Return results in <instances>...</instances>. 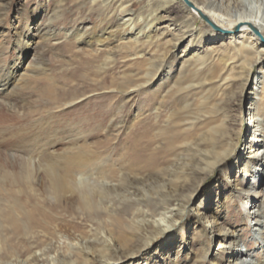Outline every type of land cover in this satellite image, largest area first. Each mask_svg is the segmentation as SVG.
Here are the masks:
<instances>
[{
	"label": "rangeland",
	"instance_id": "1",
	"mask_svg": "<svg viewBox=\"0 0 264 264\" xmlns=\"http://www.w3.org/2000/svg\"><path fill=\"white\" fill-rule=\"evenodd\" d=\"M142 3L135 2L133 8L141 7ZM244 4L249 10H255L257 5L255 0H244ZM233 9L234 14L238 12L235 7ZM58 10L61 14L57 17ZM153 10V13H156L160 11V8L155 5ZM3 13L0 19V51H2L0 52V68H5L4 72L19 57L18 50L15 48L16 32L22 30L28 33L29 30V38L33 42L30 43L31 47L22 59V68L14 78L15 80L0 93V114L5 116L0 120V147L13 144L20 146L23 150L21 152L30 153L38 148H41L38 150L50 149L51 143L56 142L53 148L60 152L74 144H86L87 147L82 148L83 152L87 151L86 156H104L107 168L121 171L120 168L123 167L127 173L141 177H165L172 169L177 168L181 171L185 168L186 171H191L205 167V163H199L203 157L201 152L197 155L194 151H187L184 144L186 141L200 139L202 135L207 136V130H211L209 129L211 122H215L213 127L219 123L211 117L212 104L217 102L221 95L223 98H231L226 103L227 106H233L235 110L242 106L243 113H240L238 121L242 130L237 138L236 150L229 158V167L226 170L218 168L206 178L200 191L194 193V200L189 202V214H186L184 221L173 234L174 241L168 236H161L162 246L158 252L152 254L156 257L158 264H163V259L167 256L176 260L171 264H211L214 255L226 254L229 244L219 247L217 242L213 241L212 225L207 220H203V226H199L204 232L195 228L196 221L201 217L198 212L208 211V209L211 214L216 211L221 221H226L231 229L237 230L241 236L239 248L243 250L258 248L260 240L255 238L261 235L264 228V214H260L263 224L257 229L254 228L257 226L254 221L255 215L264 211L263 191L252 197L248 206L245 196L237 194L234 199L229 197L225 200V198L226 195L234 192L238 174L240 175L239 188L242 186L245 189L250 188L253 178L247 176L245 181L242 180L243 176L239 172L241 167L237 166H243L241 165L245 159L243 155L247 156L244 144L247 141V132L253 124L250 111L257 112L259 117V113L264 110V99L260 97L263 85L260 82L263 75L260 66L254 68L244 91L237 80L218 88L220 82L214 77V71L209 68L213 66L217 57L212 56L207 65L196 69L193 62L192 64L184 63L187 57L185 54L191 52L190 49H185L186 43H184L174 53L175 60L171 58L167 61V64L162 67L163 73L159 72L153 83L138 89H129L132 95L127 94L128 98L124 99L120 89H126L130 82H141L145 78L151 61L156 62L162 52L171 47L168 40L172 39V36L169 34L160 36L162 31L160 30L155 33L154 42L147 44L144 34L145 32L151 34V32L149 28H145L140 34L141 40L137 47H131L128 42L132 33L130 27L126 31L113 33V28L118 24L114 13L108 12V14L101 4H91L87 0H8ZM50 16L57 17L51 24L48 21ZM197 22V26L202 25L201 19ZM143 23L144 20L140 21V24ZM158 24L162 28L166 25L164 22H158ZM49 25L56 34L50 39L40 38L38 30H41L42 34ZM81 26L86 28L89 36L105 33V36L113 35V39L108 41L107 48L99 45L100 47L94 51V48L88 44H79L71 35L74 29ZM65 34H68V37ZM92 40L95 42L94 38ZM211 46L212 44L206 42L200 51L206 53ZM184 49L186 53L183 52ZM107 52H113L115 56L113 60L105 64ZM37 57L40 59L39 62ZM183 63L184 68L181 66ZM31 64H35V69L29 71L27 68H31ZM169 66H171V72L169 76H166L168 80L160 86L161 79ZM4 79L3 77L2 80ZM192 79L195 83L193 87L177 91L179 83L183 85ZM66 96L78 99L72 105L64 107H56L51 102L54 97L63 100ZM159 106L162 108L160 112L157 111ZM14 111L16 113L23 111V116H19L20 114ZM170 113L173 118L166 123ZM198 119L200 121L196 125H190L193 120L197 122ZM259 121L264 123V116L259 117ZM101 137H104L107 142L104 141L103 146L95 144V140ZM204 153L206 154V150L203 151ZM70 163L72 161L64 162L65 172L71 173L76 169ZM202 176L203 174L195 173L187 182L190 185H183L182 181L175 178L176 185L173 187L187 194L189 188H192ZM260 183L257 186L258 190L264 187V176ZM210 185L212 189L218 187V192H215L216 189L212 190L204 209L201 207L197 211L204 191ZM68 196L70 194H67ZM161 199L162 194L153 195L152 199L148 198L149 201L143 204L144 210L154 209L157 201ZM49 200L46 206L53 216L57 217H55V223H58L56 224L58 228L53 234L54 240L50 239L51 236L47 238L43 236L42 239L45 240L42 241L43 244L50 247L53 241L55 245L52 246L51 253H61L66 251L64 237V240L59 242L61 235L68 236L71 240L81 236L88 239L90 247L96 251V253H89L92 261L99 259L97 255L103 247L101 239L103 226L97 219L92 221L87 217L89 212L97 214L98 208L85 210L72 203L73 210L68 209V211L59 208L55 200L51 198ZM115 201L117 203V199ZM128 204L129 202L118 204L115 213L123 215ZM254 205L252 210L255 214L253 212L249 214L250 207ZM99 214L100 218L106 216L104 211H100ZM142 227L149 228L145 224ZM132 230L137 233L135 229ZM133 231H127L126 234L132 235ZM125 235L114 233L113 246L116 248L121 246L122 238H126ZM139 236L137 235L136 238ZM23 240L20 239L19 243L24 242ZM180 242L183 247L178 252ZM35 243L37 242L34 241ZM257 256L262 258L261 254ZM22 257L25 258L24 255ZM82 258L83 255H80L78 262L83 261ZM66 262L61 264H67ZM38 264H47V262L41 258ZM116 264H130V260L119 259ZM140 264L148 263L141 259Z\"/></svg>",
	"mask_w": 264,
	"mask_h": 264
},
{
	"label": "bare ground",
	"instance_id": "2",
	"mask_svg": "<svg viewBox=\"0 0 264 264\" xmlns=\"http://www.w3.org/2000/svg\"><path fill=\"white\" fill-rule=\"evenodd\" d=\"M87 1L91 4H101L107 13H114L118 24L113 28V33L126 31L130 27L132 33H130L128 42L131 47H137L141 40L140 34L145 28H149L151 32V34L147 32L144 34L147 44L154 42L155 33L160 30H162L160 36L166 34L172 36V39L168 40L171 47L162 52L156 62L151 61L145 78L141 82H130L126 89H120L124 99L128 98L127 94L132 95L129 89H138L143 85L153 83L156 75L159 72L163 73L162 67L167 64L169 59H174V53L184 43H186L185 49L193 51V54L191 52L187 54L185 49L183 50L187 56L184 63L192 64L193 62L196 69L207 65L212 56L217 57L213 66L209 68L214 71V77L220 82L218 88L237 80L238 85L244 91L254 68L260 66V71L263 73L262 81H260L263 84L260 97L264 99V0H255L257 4L255 10H249L244 4V0ZM135 2H143V5L139 4L141 7L135 9V7L133 8ZM7 4L8 0H0V19L4 15L3 12ZM155 5L160 8V11L153 13ZM233 7L238 9L235 14L232 11ZM60 14L58 10L57 17ZM57 17H48L49 24ZM198 19L202 21L200 26H197ZM142 20L144 23L140 24ZM158 22L166 23L165 27L159 26ZM40 32L41 30L37 32L40 34V38L47 39L56 34L50 25L44 33L41 34ZM104 34L89 36L84 26L74 29L71 33L79 44H88L94 48V51L97 50V47L105 46L107 48L109 46L108 41L113 39V35L105 36ZM65 36L68 37V34ZM92 38L95 39V42ZM32 42L33 40L29 38V30L28 33L22 30L16 32L15 48L18 50L19 57L6 72H4L5 68H0V93L4 92L15 80L14 78L22 68V59H24ZM206 42L212 46L206 53H203L200 50ZM0 52L2 53V51ZM107 54L105 64H108V61L113 60L115 56L113 52H107ZM36 59L37 62L40 61L39 57ZM184 63L181 65L183 68ZM27 69L32 71L35 69V64H31V68ZM170 72L171 66L165 71L160 86L168 80L166 76H169ZM2 76L5 78L4 80H2ZM194 85L193 79L183 85L179 83L177 91L188 89ZM256 93L260 94L257 91ZM76 99L78 98L66 96L62 100L54 97L51 102L56 107H64L72 105ZM230 99L223 98L221 95L219 100L212 104L211 117L219 123L213 127L215 122H211L209 128L211 130H207V136L202 135L200 139L186 141L184 144L187 151L191 150L196 154L201 152L203 157L199 163H205V167L191 168V171H186L185 168L180 171L177 168L172 169L174 168L172 167V170L165 177H141L127 173L123 167L120 168L121 171L107 168L104 163V156H86L87 151L83 152L82 150V148L87 147L86 144H74L60 152L53 148L56 142L51 143V150L45 148L38 150L41 149L38 148L30 153L21 152L23 150L20 146L13 144L0 147V264H38L41 258L45 259L47 264H61L66 260L67 264H116L119 259L130 260V264H140L141 259L148 264H158L152 253L158 252L162 246L161 236H168L174 241L173 234L184 221L186 214H189L188 204L194 200V193L200 191L206 178L218 168L226 170L229 167V158L236 150L237 138L242 130L238 121L240 120V113H243L242 106H237L236 110L233 106H227L226 103ZM161 109V106L157 107V111L160 112ZM14 112L16 113V111ZM16 114L23 116V111ZM250 115L253 118L251 120L253 124L247 132V141L244 144L247 156L243 155L245 158L241 164L243 166H237L238 168L241 167L239 172L243 176L242 180L245 181L247 176L253 177L250 188L238 187L240 177L238 174L234 192L229 193L225 198V200H228L229 197L234 199L237 194L238 196H245L247 206L250 199L257 196L258 193L263 191L264 196V187L262 190L257 188L264 176V123L259 121V117L264 116V110L259 113V117L257 112L254 113L253 111H250ZM172 116L170 113L166 123L173 118ZM2 118L5 116L0 114V120ZM193 121L191 126L196 125L200 119L197 122ZM105 140L104 137L97 138L95 144L103 146ZM204 150H206V154H203ZM122 159L124 158L122 157ZM65 161H72L70 164L76 169L71 173L65 172L63 169ZM195 173L203 174V176L193 184L192 188H189L187 194L173 187L176 185L175 178L182 181L183 185H190L187 182ZM212 190L218 192V187L212 189L210 185L205 189L197 206V211L201 207L204 209ZM67 194L70 196L67 197ZM160 194H162V199L157 201L154 209L144 210L143 204L149 201L148 198L152 199L153 195ZM166 196L167 198H165ZM142 197L144 199H141ZM49 198L55 200L59 205L58 207L63 210L70 209L72 211L74 207V204L71 205L72 203L85 210L98 208L97 214L92 212L87 214L89 220L97 219L103 226L101 232L103 247L98 252L99 259L94 260L96 262L92 261V256L89 254L90 252L96 253V251L90 247L89 240L84 237L79 236L71 240L68 236L61 235L59 242L65 239L64 242L66 243V251L61 253L56 251V253H51L52 246L55 245L53 241L50 247L43 244L42 241H45L42 239L43 236L45 238L51 236L50 239L54 240L53 234L57 232L58 228L56 225L58 223H55L56 216L54 217L46 206L50 202ZM123 202H129L128 207L123 211V215H117L115 213L117 205H121ZM254 207L255 205L250 207L249 214L252 212L255 214L252 210ZM100 211L106 212L104 218L98 216ZM198 213L201 217L196 221L195 228L203 226L202 221L207 220L212 225L213 241L217 242L219 247L229 244L227 253L214 255L211 264H264V228L261 235L255 238L260 240L258 248L243 250L239 248L240 234L236 229H231L226 221H221V217L216 211L211 214L208 209V211L202 210ZM260 214H264V211L255 215L254 223L257 225L254 226L255 229L263 224ZM144 224L148 225L149 228L142 227ZM114 228L117 229L113 230ZM132 229H135L138 234ZM90 230L92 231V228ZM130 230L133 231L132 235L126 234ZM199 230L204 232L202 228ZM114 233L121 236L126 234V238H122L123 244L117 248L113 246L115 243ZM137 235L140 236L136 238ZM20 239H24V242L19 243ZM34 241L37 243L34 244ZM182 245L180 242L178 252L183 247ZM260 254L262 258L257 256ZM23 255L25 258L22 257ZM80 255H83V261L78 262L77 259ZM175 262L176 260L171 259L170 256L163 259V264Z\"/></svg>",
	"mask_w": 264,
	"mask_h": 264
},
{
	"label": "water",
	"instance_id": "3",
	"mask_svg": "<svg viewBox=\"0 0 264 264\" xmlns=\"http://www.w3.org/2000/svg\"><path fill=\"white\" fill-rule=\"evenodd\" d=\"M263 38V37H262Z\"/></svg>",
	"mask_w": 264,
	"mask_h": 264
}]
</instances>
